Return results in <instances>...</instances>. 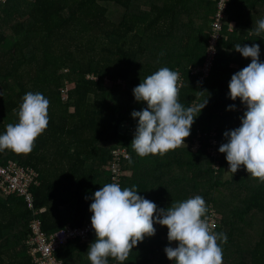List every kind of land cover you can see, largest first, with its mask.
I'll return each instance as SVG.
<instances>
[{
    "label": "trees",
    "instance_id": "trees-1",
    "mask_svg": "<svg viewBox=\"0 0 264 264\" xmlns=\"http://www.w3.org/2000/svg\"><path fill=\"white\" fill-rule=\"evenodd\" d=\"M109 4L120 9L117 21L110 19ZM215 11V0L0 2V134L9 123H18L25 93L40 92L50 101L48 127L31 153L5 150L0 152V165L15 161L39 174L32 193L34 207H46L39 214L45 232L91 220V197L109 183L110 151L121 146L133 161L123 164L122 189L135 185L138 194L147 193L156 188L158 179L165 196L156 203L162 208L202 196L220 215L217 233L227 235L222 244L223 264H264V183L243 166L235 174L227 171L225 153L219 152L217 159L208 153L210 133L216 131L220 147L227 142L223 133L239 127L246 110L239 98H230L228 85L251 58L235 51L234 45L259 44L264 62V38L253 31L256 22L264 19V0H230L214 68L207 79L200 80L190 75V68L205 59ZM161 67L184 74L179 93L182 105L208 100L185 138L186 145L167 152L166 161L159 160V155L138 156L131 146L134 136L128 134L135 133L137 125L132 111L146 107L135 100L133 88ZM88 75L97 80L87 79ZM232 104L236 108L228 110ZM198 131L202 148L193 151ZM151 159L158 163L146 165ZM216 161L219 168L213 166ZM140 163L145 175H128ZM59 164L65 169L52 176L49 166ZM147 169L163 170L162 179L147 180ZM63 195L65 211L58 208ZM49 201L54 205L48 206ZM31 216L32 210L21 198L0 194V264H33L26 244ZM154 237L142 241V251H136L142 261L135 264L171 261L164 251L167 234L163 251L148 243ZM94 240V230L84 241L69 240L56 257L62 264H91L87 250ZM241 240L246 249L239 244ZM145 245L151 251L146 252ZM108 264L120 262L109 257Z\"/></svg>",
    "mask_w": 264,
    "mask_h": 264
},
{
    "label": "clouds",
    "instance_id": "clouds-1",
    "mask_svg": "<svg viewBox=\"0 0 264 264\" xmlns=\"http://www.w3.org/2000/svg\"><path fill=\"white\" fill-rule=\"evenodd\" d=\"M253 31L264 38V19L256 22ZM234 49L251 58L246 67L231 76L228 85L230 98H239L246 110L240 117V126L223 133L227 142L218 150L226 154L227 171L235 174L243 166L264 183V62L260 60L259 44L237 43ZM179 91L180 73L168 67H161L133 88L135 100L146 103L142 110L131 113L134 119L138 118L131 141L138 156H163L186 145L185 138L208 100L185 107L179 102ZM22 101L18 123H9L0 134V152L31 153L36 139L48 127L49 99L40 92L29 91ZM235 108V104L228 106V110ZM91 199L89 211L95 232V240L87 250L91 264H108L109 257L124 264L135 246L155 235V224L166 226L168 241L177 242L176 247L164 249L174 264H223L222 244L227 242V235L214 231L210 208L200 195L158 208L139 195L135 185L122 189L118 183H107Z\"/></svg>",
    "mask_w": 264,
    "mask_h": 264
},
{
    "label": "built area",
    "instance_id": "built-area-1",
    "mask_svg": "<svg viewBox=\"0 0 264 264\" xmlns=\"http://www.w3.org/2000/svg\"><path fill=\"white\" fill-rule=\"evenodd\" d=\"M5 0H0L4 2ZM216 11L211 24L209 34L208 47L205 59L200 66L190 68V75L199 77L200 80L207 79L215 65L218 54V46L222 39L225 25L228 24V7L230 0H215ZM233 29V25L229 22V30ZM87 79L97 80L93 75L86 76ZM184 85V74L180 73V90ZM180 93V91H179ZM130 131L133 129L129 128ZM201 133L198 131V139L195 140L193 146L195 151L202 148L200 142ZM210 145L208 153L214 159L220 157L218 139L216 131H212L209 135ZM130 154L125 147H115L110 151V161L107 166L109 173V183H118L122 188V167L125 161L129 160ZM215 168H219L216 161ZM39 174L32 168L18 164L15 161H9L4 165H0V194L4 197L16 196L21 198L27 208L32 210V216L29 220V235L26 244L29 248V254L33 264H62V260L56 257V251L69 240L80 239L84 241L88 238L89 233L93 230L91 220L85 221L82 225L65 226L56 229L50 233L42 229L41 218L39 214L41 208L34 207V197L32 189L38 185ZM210 222L215 224L214 231L217 232L218 221L220 215L216 209L209 205Z\"/></svg>",
    "mask_w": 264,
    "mask_h": 264
},
{
    "label": "crops",
    "instance_id": "crops-1",
    "mask_svg": "<svg viewBox=\"0 0 264 264\" xmlns=\"http://www.w3.org/2000/svg\"><path fill=\"white\" fill-rule=\"evenodd\" d=\"M158 158H159V160H163V161H166L165 159H166V156L165 155H163V156H158ZM168 159V158H167ZM169 160H171V157H169ZM158 163V162H157ZM156 163V161L154 160V159H151V162L149 163V164H146V165H155V164H157ZM172 163H174V160H172ZM49 169H50V174L52 175V176H56V173L58 172V171H61V170H64L65 169V166H62L61 164H59L58 165V167H56L55 165H50L49 166ZM149 169V168H148ZM147 169V170H148ZM133 174V176L135 177V178H137L138 176H140V175H145V171H144V168H143V166L141 165V163L139 164V167H137V168H135L134 169V171L133 170H130L129 172H128V175H132ZM164 173H163V170H158V169H156L155 170V173L154 172H152V170H148L147 171V174H146V176H147V180H149V181H152V179H153V177L154 176H158V177H160V179H162V175H163ZM62 175V172H60V175L59 176H61ZM53 178V177H52ZM58 178H60L61 179V177H58ZM143 178H145V177H143ZM157 180V185H156V188H152V189H148L147 190V193H144V191H143V194H141V193H139L141 196H143L144 198H146V199H148V200H150V201H152V202H154L157 206H158V208H162L161 206H159L158 205V203H156V201H159V200H162L164 197L163 196H165L164 194H162L163 193V190H162V188H161V185L160 184H158V179H156ZM146 185L148 184V181H147V183H145ZM154 190H156V191H154ZM173 194H175V193H173ZM60 198H62V201H64V203L62 202V201H60L59 202V207L58 208H60V210H62V211H65V209H67V206H66V203H65V201H67L66 200V197L63 195L62 197H60ZM59 198V199H60ZM50 205H54L53 204V202L52 201H49L48 202V206H50ZM67 205H68V203H67ZM69 207H71V206H69ZM68 207V208H69ZM164 207V206H163ZM41 209H42V212L46 209V207L45 206H41L40 207ZM154 227L156 228V233H155V237H154V239H155V241H150V240H148V243H152L155 247H157V248H159L160 250H162L163 251V242H162V240L164 239V238H166L165 237V235L167 234V232H168V229H167V227L166 226H162V225H159V224H155L154 225ZM252 235L253 234H250V238L252 237ZM161 236H162V239H160L161 238ZM146 238V237H145ZM252 239V238H251ZM146 240H147V238H146ZM246 240V239H245ZM245 240H241L240 242H239V244L241 245ZM246 243V242H245ZM147 244V243H146ZM167 245L166 246H172V247H175V245L177 244L175 241H173V242H171V243H166ZM144 245V242H140L137 246H135L134 248H133V251L130 253V255H129V258H128V260L127 261H125V264H135V263H137V262H141L142 261V257H139V256H136V251L137 252H139V251H142V248L144 247L143 246ZM243 245H244V243H243ZM151 247V246H149V245H145V247ZM244 249H246L245 247H244ZM161 251V252H162ZM148 257V256H147ZM173 262V261H172ZM172 262L171 261H169V263L168 264H172ZM158 264H165V259H162L161 260V262L159 261V263Z\"/></svg>",
    "mask_w": 264,
    "mask_h": 264
},
{
    "label": "rangeland",
    "instance_id": "rangeland-1",
    "mask_svg": "<svg viewBox=\"0 0 264 264\" xmlns=\"http://www.w3.org/2000/svg\"><path fill=\"white\" fill-rule=\"evenodd\" d=\"M107 7H108V14L110 16V19L113 20V21H117V18L120 15V9L116 5H114V4H109V5H107ZM196 139H198V132H197L196 138L194 139V143L192 145V150L193 151H195L194 148H193V146L195 144V140ZM252 241L254 243L255 239H252ZM244 247L246 248L247 247V244L244 243ZM149 251H151V249H149V248L146 247V252H149Z\"/></svg>",
    "mask_w": 264,
    "mask_h": 264
},
{
    "label": "water",
    "instance_id": "water-1",
    "mask_svg": "<svg viewBox=\"0 0 264 264\" xmlns=\"http://www.w3.org/2000/svg\"><path fill=\"white\" fill-rule=\"evenodd\" d=\"M130 136H134V133H128Z\"/></svg>",
    "mask_w": 264,
    "mask_h": 264
}]
</instances>
